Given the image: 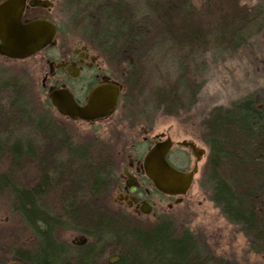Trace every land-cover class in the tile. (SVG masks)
Segmentation results:
<instances>
[{"label":"trees","instance_id":"1","mask_svg":"<svg viewBox=\"0 0 264 264\" xmlns=\"http://www.w3.org/2000/svg\"><path fill=\"white\" fill-rule=\"evenodd\" d=\"M206 2L212 6L209 14L189 0H143L163 38L175 48L185 84L186 93L178 91L181 82L166 77L152 87L154 103L167 115L186 107V94L197 102L201 85L198 70L190 67L192 56L236 50L264 30L262 4ZM108 14L116 26L106 32L103 49L113 57L128 51L132 58L126 106L136 103L145 88L141 44L148 31L131 6L114 3ZM9 90L8 105L0 100V162L8 161V170L0 171V196L13 194L14 209L36 240L14 252L16 262L110 264L107 254H112L120 257L113 264H237L215 256L188 230L178 232L171 220L148 227L124 211L109 210L112 152L102 144L75 139L64 123L49 116V101L41 109L31 105L28 83L14 77ZM200 128L208 148L202 186L226 219L264 253V94L213 108ZM30 167L36 172L34 181L20 177ZM54 193L59 194L58 206L49 204L48 196ZM65 228L85 236L88 243L79 247L61 241L57 231Z\"/></svg>","mask_w":264,"mask_h":264},{"label":"rangeland","instance_id":"2","mask_svg":"<svg viewBox=\"0 0 264 264\" xmlns=\"http://www.w3.org/2000/svg\"><path fill=\"white\" fill-rule=\"evenodd\" d=\"M139 19L138 23L144 26L147 39L141 44L142 61L145 69V88L138 94L131 109V118L124 120L122 103L119 111L108 121L96 124L68 121L61 118L53 107L48 108L49 116L60 120L69 129L73 137L85 144H102L109 152L120 149H130L140 138L130 139L128 127L134 126L137 130L141 125L150 127L156 133L170 132L175 141L194 140L199 146L206 149L204 159L199 164V170L194 182L181 202L175 203L169 211L167 204H173L170 199H164L163 210L154 211V215L141 217L137 220L144 226H153L161 220H171L177 231L188 230L202 244L206 245L215 256L237 264H264V253L256 248L239 227L231 224L222 214L221 209L211 201L206 187H203L202 175L208 157V148L201 139L202 120L215 107H229L234 102L259 92L264 94V30L252 34L240 48L233 51L212 50L203 55L192 56L190 67L192 71L198 70V82L201 90L197 102L192 103L185 96L186 107L175 115H167L161 107L154 103L151 93L152 87L166 77L170 81H178L181 85L179 92L186 93L182 82L181 71L178 64V54L175 48L163 38L161 29L155 19L149 15L144 7L143 0H127ZM198 10L210 13L212 6L206 0H189ZM243 3L253 6L262 4L264 0H242ZM205 5V7H204ZM137 9V10H136ZM216 11V8H213ZM74 18L71 20L73 21ZM73 23H71L72 25ZM78 30H74L76 32ZM39 58L29 62H7L0 59V100L8 105L11 97L9 84L14 77L28 83L32 88L31 105L41 109L48 100L47 92L40 91L42 78L38 73ZM78 98L80 94H76ZM40 113V111H37ZM129 113V112H128ZM122 119V120H121ZM135 140V141H134ZM134 141V142H133ZM138 151H141L138 149ZM146 149L143 150L145 152ZM194 162V161H193ZM8 170V161L0 162V171ZM34 168H26L21 173L22 179L36 178ZM19 177V176H17ZM155 199V197H154ZM49 204L58 206L59 194L48 196ZM14 196L10 191L0 196V264L16 262L13 254L21 248H28L36 243L35 236L23 223L14 209ZM109 206V205H108ZM109 210L120 211L109 206ZM58 238L70 245L79 242L83 236L72 229H60ZM113 255L107 254L109 260Z\"/></svg>","mask_w":264,"mask_h":264},{"label":"flooded vegetation","instance_id":"3","mask_svg":"<svg viewBox=\"0 0 264 264\" xmlns=\"http://www.w3.org/2000/svg\"><path fill=\"white\" fill-rule=\"evenodd\" d=\"M117 2L130 6L127 5V0H0V25L5 15L3 8L9 5L10 14L16 15L18 11L19 16L21 12L20 22L23 26L42 22L53 25L56 30L54 44L46 45L32 56L11 59L0 55V59L24 63L39 58L38 73L42 78L40 91L47 92L48 100L51 90L65 89L74 96L77 104L83 107L87 104L91 90L96 86L103 84L116 86L119 89V97L113 113L108 118L88 124L108 121L119 111L126 93V85L131 80L132 58L128 51L125 56L120 54L113 57L102 46L107 40L106 32L116 26L109 19L108 12ZM76 94H80L81 97L78 98ZM132 106L130 104L129 108L124 110L123 117L127 122H130L128 119L131 118ZM61 118L71 121L68 117ZM127 132L132 136L130 139H136L139 135L141 139L139 138L130 149H120L110 154L115 168L107 205L135 218H141L154 215L156 209H165L164 199H170L173 201V204H167L170 211L175 203L183 200V197L164 195L154 188L144 173L145 156L157 143L170 140L172 146L166 155L167 163L180 172L188 173L195 167L199 170L206 149L194 140L175 141L169 131L156 133L153 128L145 125H141L140 130L130 126ZM192 144L196 153L191 148ZM144 210H149L150 213L146 214ZM80 243L82 240L74 245L78 246Z\"/></svg>","mask_w":264,"mask_h":264},{"label":"water","instance_id":"4","mask_svg":"<svg viewBox=\"0 0 264 264\" xmlns=\"http://www.w3.org/2000/svg\"><path fill=\"white\" fill-rule=\"evenodd\" d=\"M4 18L0 25V55L11 59H25L46 45L54 44L55 28L51 24L35 22L23 26L20 22L21 12L10 14L11 6H4ZM119 89L107 84L93 88L88 96L87 104L80 107L74 96L67 90H51L49 98L52 105L62 116L83 122H94L109 117L118 104ZM172 144L170 140L157 143L149 150L144 158L143 167L147 178L153 183L154 188L164 195L184 196L189 191L197 167L192 172L183 173L166 161V155ZM191 148L195 151V146ZM149 214V210H144ZM86 240L79 245H84ZM119 257L110 259L113 264ZM11 264H20L14 262Z\"/></svg>","mask_w":264,"mask_h":264}]
</instances>
